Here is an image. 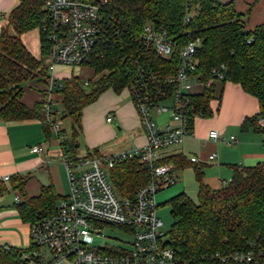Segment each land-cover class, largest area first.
I'll return each mask as SVG.
<instances>
[{
  "label": "trees",
  "instance_id": "16d2710c",
  "mask_svg": "<svg viewBox=\"0 0 264 264\" xmlns=\"http://www.w3.org/2000/svg\"><path fill=\"white\" fill-rule=\"evenodd\" d=\"M100 4L107 20L108 41L101 43L87 67L93 74L87 78H63L55 89L62 108V118L70 119V133L62 143L70 158L77 157V137L85 106L101 93L111 89L131 92L138 85L167 89L166 76L176 72L179 50L188 41L198 38L194 74L203 83L202 90L189 94L188 127L197 117L208 118L214 113L211 101L216 94L213 70L223 72L219 80L238 84L253 96L258 111L245 116L242 130H253L264 139V23L253 29L246 27L244 15L236 11L232 0H82ZM47 21L44 0H20L6 17L0 29V119L18 121L40 119L42 99L33 107L22 102L24 86L32 82L43 97L48 80L44 58L50 42L43 26ZM149 24L165 31L175 45L169 57L158 55L151 45L140 41ZM39 31L40 56H33L21 40V34ZM224 65V70L220 68ZM209 82V84H207ZM138 84V85H137ZM45 131L47 126L44 125ZM64 132V130L62 129ZM86 157L99 155L86 152ZM158 163H171L182 170L192 163L180 153L167 155ZM228 182L219 188L203 180L201 166H193L197 182V201L180 192L167 200L174 219L167 232L166 243L174 251L173 264H264L233 260L235 252H245L253 245L264 246V162L254 166L232 164ZM27 175H16L8 182L0 181V196L15 190L21 200L15 203L22 222L29 225L54 212L60 197L53 185H45L39 194L27 196L24 186ZM109 179L122 197L133 198L137 189L151 179L149 169L137 157L118 159L109 169ZM109 228L124 229L116 224ZM26 248L0 245V264H40Z\"/></svg>",
  "mask_w": 264,
  "mask_h": 264
},
{
  "label": "built area",
  "instance_id": "2783aa9c",
  "mask_svg": "<svg viewBox=\"0 0 264 264\" xmlns=\"http://www.w3.org/2000/svg\"><path fill=\"white\" fill-rule=\"evenodd\" d=\"M47 21L43 30L47 33L50 48L44 62L49 75L42 97L43 123L55 133L63 150L66 135L62 131L61 104L55 93L61 83L53 75L56 65L83 67L90 63L91 56L101 43L108 41L107 20L100 4L82 0H44ZM140 41L151 45L162 57H169L174 41L165 31L147 24ZM198 38L188 41L179 50L180 62L173 75L166 76L167 89L153 86L151 89L138 85L131 92L146 143L129 150L86 157L77 155L72 159L63 150L62 163L65 167L69 189L56 204L54 212L30 225L29 245L40 264H59L70 261L74 264H166L174 261V251L167 245V233L162 230L163 221L157 215L156 193L163 186L175 182L174 166L158 163L164 157L163 150L178 146L191 136L188 127L189 94L194 83H203L194 74ZM224 70L225 66H220ZM215 80L223 79V72L213 70ZM87 84V79L83 80ZM209 84V82L207 83ZM130 93V91L128 90ZM169 102V104H165ZM170 112L172 125L159 128L151 112ZM112 115L106 116L110 122ZM263 119H258L262 124ZM214 141L219 139L215 129L208 132ZM230 141L234 136H230ZM43 147L33 145L32 151L40 153ZM215 154H210L213 159ZM137 157L149 169L151 179L140 186L133 198L120 196L109 179V169L118 159ZM192 163L198 162L191 156ZM3 176L2 180H8ZM20 201L18 194L14 202ZM105 223L124 227V233L132 236L128 246L93 245V236H99ZM44 249V250H42ZM48 252V255L46 254ZM233 260L255 262L264 259V246L253 245L245 252H235Z\"/></svg>",
  "mask_w": 264,
  "mask_h": 264
},
{
  "label": "crops",
  "instance_id": "0c3cea01",
  "mask_svg": "<svg viewBox=\"0 0 264 264\" xmlns=\"http://www.w3.org/2000/svg\"><path fill=\"white\" fill-rule=\"evenodd\" d=\"M18 1L0 0V29L6 22V15ZM220 1L228 2L230 0ZM232 1L236 11L244 15L248 29H253L264 23V0ZM21 40L27 50L33 56L39 58L38 29L35 28L23 33ZM81 72L84 75L83 79H87L93 74L92 69L89 67L74 69L59 64L55 66L53 75L61 81L63 78L70 76L82 78L80 76ZM33 85L32 82H27L23 90L22 102L28 107H33L42 99L41 93ZM198 85L200 84L194 83L192 85V93H197L193 92V89ZM215 87L219 98L211 101L213 115L208 118H195L192 128L193 134L185 137L180 145L164 149L163 155L165 157L180 153L187 160L191 156H197L198 162L190 164L192 170L193 166H201L204 182L213 188H219L230 179L232 174L230 166L232 164L254 166L257 163L264 162V139L258 132L240 128L241 121L245 116L253 115L258 111L256 99L243 91L238 84L229 81L222 83L216 80ZM104 94L113 98L111 100L113 114L110 122L106 121V117L104 118L105 121L101 118L98 119L93 112L95 109L91 107L97 99L106 96ZM97 99L83 108L81 126L85 130L84 149H81V144L78 141L79 134L76 139L77 155L93 151H96L99 155H109L142 146L146 143V135L127 89H123L118 93L108 89L101 93ZM151 116L159 128H165L173 123L171 117L165 118L162 113L152 111ZM101 117L103 118V116ZM65 121L66 118L61 117L63 133L68 135L70 132L68 133L64 128ZM113 121L117 129L124 132V135L119 139L114 138L115 140L112 142L110 138L116 135L115 127H112ZM68 123L70 128L69 118ZM99 123L103 124L104 131L97 126ZM213 129L219 132L217 141L208 137V132ZM234 132H238V136H235ZM231 135L234 136L233 141H230L229 137ZM125 138H128L129 144L124 145V147L122 145L121 148L116 147L117 144L124 142ZM37 144L43 147L40 153L32 151V146ZM210 154H215L213 159H209ZM62 155L63 150L55 133L49 129L45 131L42 120L3 121L0 119V181L8 182L9 179L2 180L5 175L10 178L16 175L28 174L24 186V192L27 196H35L39 194L42 186L51 184L56 193L63 197L68 192L69 183L62 163ZM184 169L179 170L174 167L175 179L179 177V173ZM210 172H215V174ZM180 192L185 193V189ZM178 193L176 192V194ZM16 194L18 193L15 190H10L0 196V245L26 248L29 245L30 225L22 222L17 213L14 202ZM19 196L21 200V195ZM59 264L74 263L63 261Z\"/></svg>",
  "mask_w": 264,
  "mask_h": 264
},
{
  "label": "rangeland",
  "instance_id": "374dc122",
  "mask_svg": "<svg viewBox=\"0 0 264 264\" xmlns=\"http://www.w3.org/2000/svg\"><path fill=\"white\" fill-rule=\"evenodd\" d=\"M19 1L16 3V5L19 3ZM6 17H7V15H6ZM5 20H6V18H5ZM72 68L78 69L77 66H73ZM83 68H88V67L83 66ZM80 76L83 78L84 75L82 72H81ZM201 90H202V85H198L197 87H195L193 89V92H199ZM104 95H106V96H104L103 98L97 99L91 106L95 109L93 112L98 119H100V118L104 119L109 113L111 115L113 114L112 113L113 108L111 107L112 106L111 100L113 98H112V96H109L107 94H104ZM165 104H169V102H166ZM162 115L165 118L171 117L170 112H163ZM101 116H103V118ZM137 117H138V114H137ZM171 120H172V118H171ZM104 121H105V119H104ZM172 122H173V120H172ZM101 125H102V127H101ZM117 125H118V123H117ZM97 126H99V129L104 131L105 128L103 127V124L99 123ZM112 127L113 128L115 127L114 131L116 134L115 137L113 136L110 138L111 141L113 142L115 140L114 138L119 139L120 137H122L124 135V132L117 129L114 121L112 123ZM64 128L68 133L70 132L68 118H66V121L64 123ZM84 132H85V130L81 126L80 138L78 140L81 144V149H84V143H83ZM228 132H232V131H228ZM235 136H238V132L235 133ZM128 144H129L128 138H125L124 142L117 144L116 147L121 148L122 145L124 147V145L127 146ZM191 166L192 165H190V168L188 166L183 171H181L179 173V177L177 179H175L176 181L173 184H171L169 186H163L162 189L159 190L155 195L156 201L159 204V206L157 207V215L163 221L162 230H164L166 233L170 230L171 225L174 222V219L170 214V207L166 203L167 200L172 195L176 194V192L178 193L181 190L185 189V193H187L188 196H190V198L193 201H197V192H198L197 182L195 180L194 171L192 170ZM174 173H175V171H174ZM210 173H212V172H210ZM212 174H215V172ZM131 240H132V236L127 234V233H124L121 229H118V228L112 229L109 227H105L102 231V234H100L99 236H95V235L93 236V245L100 246V245L107 244V245H111V246H114V245L128 246V244L126 242H130ZM42 250H44V249H42ZM46 254L48 255L47 251H46ZM166 264H172V263L168 262Z\"/></svg>",
  "mask_w": 264,
  "mask_h": 264
}]
</instances>
